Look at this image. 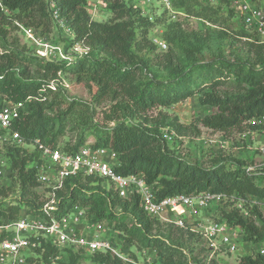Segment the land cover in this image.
<instances>
[{"label": "trees", "instance_id": "trees-1", "mask_svg": "<svg viewBox=\"0 0 264 264\" xmlns=\"http://www.w3.org/2000/svg\"><path fill=\"white\" fill-rule=\"evenodd\" d=\"M103 3L110 15L106 20L92 19L86 0L0 3V109L6 103L25 104L10 126V131L16 132L24 145H10L0 151L10 164L7 180L13 182L5 180L8 185L0 184V221L16 220L23 208L30 216H41L47 190L37 181L36 170L29 166L39 160L34 144L37 140L41 145L70 154L84 147L111 150L118 157L115 172L123 176L142 173L153 186L157 199L203 192L222 194L227 201L220 206L215 220L238 228L246 242L263 243L264 186L257 184L255 176L237 160H220L209 167L184 162L168 147L161 132L163 125H158L147 112L158 110L160 116L161 109L196 96L201 106L214 112L195 116L188 125L173 117L167 124L168 131L179 137L199 136V126L225 136L247 130L264 132V124H250V120L264 117V45L247 42L248 49L254 50L252 60L216 55L198 62L189 56L198 52L201 38L186 32L181 20L156 18L154 21L163 26L161 41L168 49L159 56L158 46L149 38L154 22L139 7L130 0H103ZM51 4L73 36H62L63 52L73 44H80L88 49L86 54H72L70 62L45 60L30 53L25 44H20L18 36L12 35L19 31L20 25L52 42ZM170 4L186 18L220 29L227 27L229 14L212 7L210 0H170ZM218 33V38L224 35L222 31ZM176 49L187 54L190 64L179 61ZM145 54L154 55L155 62L150 63ZM151 67L163 69L166 76L158 72L143 75ZM58 74L72 86L84 87L90 102L69 99L58 82L55 90L48 89L46 86L58 79ZM68 131L76 133L74 144L56 146V139ZM88 138L92 140L89 144ZM26 146H32L33 152L27 151ZM12 187L16 204L6 201ZM55 194L56 218L81 206L89 222L125 234L127 243L154 250L161 264H186L182 259L183 239L189 241L196 234L169 223L162 230L164 236L153 235L161 221L142 212L138 196L118 197L91 176L66 178ZM232 198L233 201L253 198L263 206L260 210L257 204L251 209L245 206L254 215L252 220L231 205ZM127 243L122 251L128 253L131 245ZM41 248L46 255L65 254L67 260L63 264H78L79 254H85L72 247L60 250L46 242L41 243ZM89 256L96 264H134L110 252ZM237 264H264V254L243 256Z\"/></svg>", "mask_w": 264, "mask_h": 264}, {"label": "built area", "instance_id": "built-area-1", "mask_svg": "<svg viewBox=\"0 0 264 264\" xmlns=\"http://www.w3.org/2000/svg\"><path fill=\"white\" fill-rule=\"evenodd\" d=\"M2 0H0L1 3ZM237 21L243 25V33L249 40L264 45V0H226ZM170 4V1H167ZM51 17L66 37L73 38L71 31L59 17L58 10L51 4ZM19 31L33 47L35 55L45 60H72L71 55L81 56L88 49L80 44H73L69 49L70 55L65 54L61 47L39 36L31 28L18 25ZM161 49H166L162 41H153ZM74 57V55H73ZM58 84L64 87L65 80L60 78L51 81L46 87L55 90ZM25 108L24 103H6L0 109V151L7 146H22L24 142L16 133L10 131L11 123L19 117L20 111ZM264 117L250 120V124H262ZM173 131L163 133V138L171 140L175 137ZM39 160L31 162L30 167L37 172V181L47 190L45 201L41 207V216L34 217L21 210L16 220L5 223L0 221V264H35V256L44 250L41 243H49L57 249L72 247L82 250L86 255L97 252H110L122 261H132L127 252L115 247L112 239L105 238L97 233L101 230L98 223L87 220L85 210L75 206L59 218L53 215L56 211V194L63 186L66 178L91 176L100 180L101 185L108 182L114 193L121 198L131 195L138 196L142 212L151 219L172 223L178 228L202 236L208 243V250L216 253L219 250L233 253L237 249L239 231L216 220H206L210 217L207 211L212 206H223L226 197L222 194L203 192L193 195H174L157 199L153 186L147 182L142 173L123 176L115 172L118 163L117 154L105 148L84 147L77 153H64L50 146L41 145L37 140ZM10 164L0 153V184L7 180ZM3 179V180H2ZM2 180V181H1ZM106 188L105 186H103ZM16 195L8 197L7 203L16 204ZM233 201V198L230 200ZM234 203V201H233ZM233 204L241 210V205ZM243 215V214H242ZM188 218V219H186ZM215 219V218H214ZM188 220H191L190 222ZM90 230L95 234L91 235ZM260 254L264 250L260 249Z\"/></svg>", "mask_w": 264, "mask_h": 264}, {"label": "rangeland", "instance_id": "rangeland-1", "mask_svg": "<svg viewBox=\"0 0 264 264\" xmlns=\"http://www.w3.org/2000/svg\"><path fill=\"white\" fill-rule=\"evenodd\" d=\"M89 4L88 8L91 13V18L94 20H106L108 19L109 12L106 9L103 0H86ZM135 6L139 7L141 12L146 16L151 22H154V26L149 31V38L153 42L154 40L161 41V34L163 32V26L154 20L156 18H165V20H178L184 24V29L188 33H195V35L201 38V42L198 44V52L194 53L193 57L189 58L195 59L198 62L205 60H210L213 56L223 55L228 59L238 58V59H250L254 57V50L248 49L247 42L249 37L241 36L243 33V25L237 21L235 14H230V8L226 0H210V5L221 13L229 14V19L227 21L226 29H220L217 26L208 24L204 21L196 20L193 18H186L184 14L176 12V10L168 4L167 1L170 0H130ZM224 32V35L218 38V32ZM12 35H17L20 44H25L29 48L30 53L34 52L33 47L27 42L26 38L20 31L12 32ZM64 36L63 32L52 24V29L50 33V40L54 42L56 46L61 47L64 50ZM252 42V41H251ZM154 43V42H153ZM32 47V50L30 49ZM70 49V48H69ZM66 50L65 53L70 55V52ZM166 49L157 48L156 53L160 55L167 52ZM264 52V51H263ZM155 53V54H156ZM176 55L179 61L186 64H190V59L184 51L176 49ZM145 59L151 60L150 63L155 62V56L151 54L143 55ZM153 72H158L159 75L166 76V71L157 67H151L148 70H144L143 75L149 76ZM63 80V77L60 76ZM64 89L66 90V95L69 99H77L83 102H90L87 90L82 86H72L68 80H65ZM214 110L209 107L201 106L198 103L197 97H191L187 100L177 103L169 108L161 109L158 115V110H149L147 116L156 120L159 124H162L161 132L162 134L168 131L170 128L167 124L172 121L173 117L178 119V122L188 125L190 124L195 116L203 117L205 115L213 113ZM264 124V123H262ZM200 128V135L186 136V137H173L171 140H167L168 147L181 158L184 162L190 164H196L202 167H209L214 162L220 160H237L239 161L248 172L255 176L256 183L264 186V132L247 130L244 132H232L229 136H225L220 132H215L210 129ZM75 134L68 131L63 136L56 139L54 144L60 148L67 146L68 144L72 146L75 142ZM91 138L87 139V144L91 143ZM26 150L33 152L34 148L32 146H26ZM7 179V178H6ZM3 180V179H2ZM1 180V181H2ZM11 184L13 183L11 179H8ZM6 180V181H8ZM4 182V180H3ZM8 185L7 182H4ZM14 186V185H12ZM103 186L106 189L110 188V184L105 182ZM14 187L12 190L14 191ZM11 192L7 196H13L15 193ZM41 192V189H38ZM248 201V202H247ZM239 199L236 204L241 205L240 212L244 217L248 216L252 220H255L254 215L249 213L248 208H252L254 205H258V210L263 206L262 202L256 199L250 200ZM229 202V201H228ZM234 203H231L234 204ZM220 206H212L208 211L206 220H215L214 217L219 216ZM188 219V218H186ZM189 222L191 220H188ZM159 230H154L152 233L156 236H164L162 233L163 228L166 227L167 222H159ZM100 225V223H98ZM174 225V224H173ZM101 230L97 233L105 238L112 239L113 244L116 248L121 249L126 244V236L120 232L110 230L103 226ZM175 226V225H174ZM157 228V227H156ZM238 229V228H237ZM239 231V238L237 242V249L233 253L225 252L224 250H219L216 253H211L208 249V243L200 235H195L191 240L184 241L185 247L182 251V259L186 264H237L239 259L243 256L255 255L260 252V249L264 250V242L261 244H252L244 240L242 232ZM91 235L95 234L94 230H90ZM129 243V242H128ZM127 243V244H128ZM129 246L128 254L130 258L137 264H161L160 259L157 257L156 252L149 248H142L138 244H131ZM45 250L38 252L35 256V264H63L66 262L67 257L62 253H51L46 255ZM78 264H96L90 260V256L86 254H79Z\"/></svg>", "mask_w": 264, "mask_h": 264}]
</instances>
